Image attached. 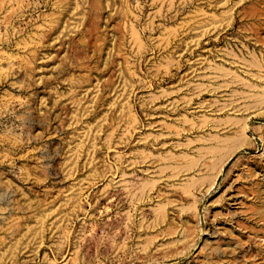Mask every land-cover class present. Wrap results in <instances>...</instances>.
Masks as SVG:
<instances>
[{
    "label": "rangeland",
    "instance_id": "1",
    "mask_svg": "<svg viewBox=\"0 0 264 264\" xmlns=\"http://www.w3.org/2000/svg\"><path fill=\"white\" fill-rule=\"evenodd\" d=\"M0 264H264V0H0Z\"/></svg>",
    "mask_w": 264,
    "mask_h": 264
},
{
    "label": "bare ground",
    "instance_id": "2",
    "mask_svg": "<svg viewBox=\"0 0 264 264\" xmlns=\"http://www.w3.org/2000/svg\"><path fill=\"white\" fill-rule=\"evenodd\" d=\"M235 56V55H234ZM247 63V62H246ZM251 65H253L252 63H251ZM254 66V65H253ZM222 68H223V66H221ZM237 67V66H236ZM229 68V67H228ZM261 68V67H260ZM215 69V68H214ZM231 69V68H230ZM226 70V69H225ZM231 71V70H230ZM249 71V70H248ZM251 74V73H250ZM229 75V74H228ZM228 75H227V77H228ZM237 76H238V74H236ZM254 75V74H253ZM211 76H213V75H211ZM223 77V76H222ZM225 77V76H224ZM239 77V76H238ZM220 78V77H219ZM234 78V77H233ZM235 78H237V77H235ZM245 79V78H244ZM224 83V82H223ZM226 83V82H225ZM233 83V82H232ZM246 86V85H245ZM252 87V86H251ZM237 93V92H236ZM205 123V122H204ZM242 131V130H241ZM218 140V139H217ZM184 144V143H183ZM214 150L216 149L215 147L213 148ZM222 150V149H221ZM212 152V151H211ZM234 152V151H233ZM153 155V154H152ZM225 157V156H224ZM223 159V158H222ZM221 159V160H222ZM224 163V162H223ZM222 164V163H221ZM220 167H221V165H220ZM219 167V168H220ZM217 175V174H216ZM193 178V177H192ZM197 178V177H196Z\"/></svg>",
    "mask_w": 264,
    "mask_h": 264
}]
</instances>
